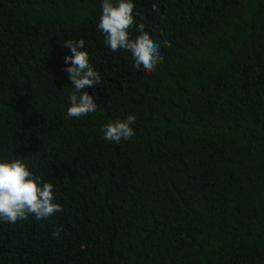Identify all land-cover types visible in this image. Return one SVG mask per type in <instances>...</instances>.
<instances>
[{
	"label": "trees",
	"instance_id": "16d2710c",
	"mask_svg": "<svg viewBox=\"0 0 264 264\" xmlns=\"http://www.w3.org/2000/svg\"><path fill=\"white\" fill-rule=\"evenodd\" d=\"M133 3L161 43L151 73L105 46L102 0H0V162L22 158L63 208L0 222V264H264V0ZM68 39L102 83L65 119ZM129 115L132 138L105 141Z\"/></svg>",
	"mask_w": 264,
	"mask_h": 264
},
{
	"label": "clouds",
	"instance_id": "9594fccd",
	"mask_svg": "<svg viewBox=\"0 0 264 264\" xmlns=\"http://www.w3.org/2000/svg\"><path fill=\"white\" fill-rule=\"evenodd\" d=\"M133 0H102V14L97 28L104 35V44L111 51L124 50L130 54L131 65L142 73L153 72L162 63L161 43L154 40L145 31L144 25H136L134 19ZM154 12H159L156 4ZM136 28L138 35L133 39L130 29ZM165 46L171 47L169 42ZM62 47H68L71 55L64 57L65 64L71 62L64 71L74 86L69 89L65 119L80 118L97 110L94 99L87 92L81 93L86 87L102 83L100 73L89 62L85 41L68 39ZM135 116L129 115L124 120H116L102 127L103 139L119 144L129 141L134 135L132 125ZM54 186L51 182L41 180L31 172L22 158L12 156L0 162V222L15 224L27 220L29 216L36 220H48L56 213L63 211L59 203H55ZM59 229L55 235L59 234Z\"/></svg>",
	"mask_w": 264,
	"mask_h": 264
}]
</instances>
